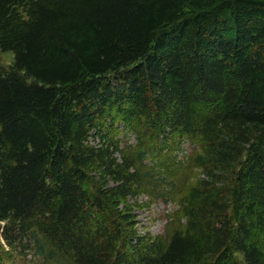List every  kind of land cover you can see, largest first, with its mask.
Segmentation results:
<instances>
[{
    "label": "trees",
    "instance_id": "1",
    "mask_svg": "<svg viewBox=\"0 0 264 264\" xmlns=\"http://www.w3.org/2000/svg\"><path fill=\"white\" fill-rule=\"evenodd\" d=\"M0 50V264H264V0H0Z\"/></svg>",
    "mask_w": 264,
    "mask_h": 264
},
{
    "label": "rangeland",
    "instance_id": "2",
    "mask_svg": "<svg viewBox=\"0 0 264 264\" xmlns=\"http://www.w3.org/2000/svg\"><path fill=\"white\" fill-rule=\"evenodd\" d=\"M15 62V55L13 52H4L0 50V65L9 70ZM116 132H111V137L114 141L119 142L121 147L134 145L136 143V137L128 127L125 126L123 122H119L116 126L114 124ZM93 142L98 143L99 137H94ZM197 144L182 143V149L177 153V159L180 163L185 165V161L188 156H191L198 150ZM171 156V153H169ZM201 176V169L192 164L188 170L189 181L186 184V190L191 187ZM182 196L176 195L172 200L166 202L160 198L150 196L148 192H144L143 195L139 196V202L141 203L139 208L136 210L137 220L139 221L140 231H149L153 235L163 234L166 232V225L169 215H174L179 212L178 215L181 216L179 210L180 198ZM3 246L5 245L1 242ZM5 249L12 254V257L6 264H36L39 262V257H35L34 253L29 251L23 254L20 249L14 247L5 246ZM18 251V252H17Z\"/></svg>",
    "mask_w": 264,
    "mask_h": 264
}]
</instances>
